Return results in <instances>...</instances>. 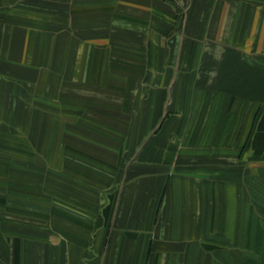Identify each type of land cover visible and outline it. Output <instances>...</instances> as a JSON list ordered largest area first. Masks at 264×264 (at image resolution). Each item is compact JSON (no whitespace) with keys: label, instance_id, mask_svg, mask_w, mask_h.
I'll list each match as a JSON object with an SVG mask.
<instances>
[{"label":"crops","instance_id":"1","mask_svg":"<svg viewBox=\"0 0 264 264\" xmlns=\"http://www.w3.org/2000/svg\"><path fill=\"white\" fill-rule=\"evenodd\" d=\"M0 264H264V0H0Z\"/></svg>","mask_w":264,"mask_h":264}]
</instances>
